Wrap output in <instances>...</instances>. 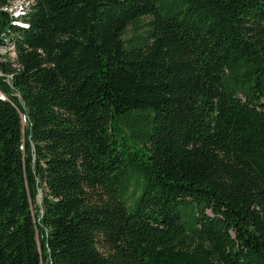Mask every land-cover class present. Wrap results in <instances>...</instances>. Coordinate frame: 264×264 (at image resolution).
<instances>
[{"label": "trees", "instance_id": "obj_1", "mask_svg": "<svg viewBox=\"0 0 264 264\" xmlns=\"http://www.w3.org/2000/svg\"><path fill=\"white\" fill-rule=\"evenodd\" d=\"M15 1L0 264H264V0Z\"/></svg>", "mask_w": 264, "mask_h": 264}, {"label": "rangeland", "instance_id": "obj_2", "mask_svg": "<svg viewBox=\"0 0 264 264\" xmlns=\"http://www.w3.org/2000/svg\"><path fill=\"white\" fill-rule=\"evenodd\" d=\"M26 2V0H16L12 5H11V7H12V10L14 9V16H16V17H18V16H20V15H15V13H17V12H22V13H24V11L22 10V7L24 6V2ZM22 3V4H21ZM21 10V11H20ZM145 19V17H142L141 18V20H144ZM138 25V24H137ZM137 28V30H139L142 26L141 25H138V26H136ZM131 31H132V26L131 25H128V26H126L125 27V34H128V33H131ZM5 51V49H3V48H1L0 49V52H4ZM9 54H10V58H11V60H13L12 59V52H10V50H9Z\"/></svg>", "mask_w": 264, "mask_h": 264}, {"label": "bare ground", "instance_id": "obj_3", "mask_svg": "<svg viewBox=\"0 0 264 264\" xmlns=\"http://www.w3.org/2000/svg\"><path fill=\"white\" fill-rule=\"evenodd\" d=\"M31 1V0H30ZM24 2V1H23ZM28 2H29V0H26V2H24L25 4H24V6L26 5L27 6V4H28ZM22 4V3H21ZM11 5V4H10ZM24 6L22 7V10L24 11ZM11 10H12V7H11ZM14 10V9H13ZM21 11V10H20ZM13 14H14V12H13ZM20 14H23L22 12H17V13H15V15H20ZM16 17V16H15Z\"/></svg>", "mask_w": 264, "mask_h": 264}]
</instances>
